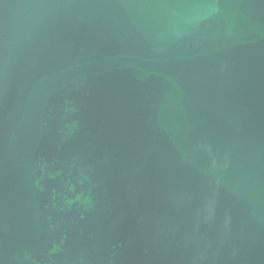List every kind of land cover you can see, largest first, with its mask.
Listing matches in <instances>:
<instances>
[{
    "label": "water",
    "instance_id": "water-1",
    "mask_svg": "<svg viewBox=\"0 0 264 264\" xmlns=\"http://www.w3.org/2000/svg\"><path fill=\"white\" fill-rule=\"evenodd\" d=\"M0 264H264V0H0Z\"/></svg>",
    "mask_w": 264,
    "mask_h": 264
}]
</instances>
